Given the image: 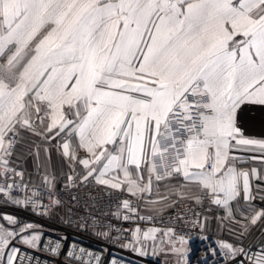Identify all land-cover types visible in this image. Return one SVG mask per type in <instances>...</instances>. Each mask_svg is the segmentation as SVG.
I'll use <instances>...</instances> for the list:
<instances>
[{"label": "snow or ice", "instance_id": "6c2138e0", "mask_svg": "<svg viewBox=\"0 0 264 264\" xmlns=\"http://www.w3.org/2000/svg\"><path fill=\"white\" fill-rule=\"evenodd\" d=\"M245 104L264 106V0H0V193L17 205L34 204L39 195L35 186L31 196L9 195L29 190L12 160L21 130L44 140L63 133L57 150L71 169L68 186L91 178L139 200L152 193L153 180L182 177L165 186V195L157 186L159 199L207 198L225 210L221 219L239 225L229 228L237 243L218 242L226 260L264 264V244L242 243L254 227L264 228V168L241 167L246 161L233 154L256 152L247 159L264 164V138L245 137L237 125ZM177 116L175 132L183 137L171 131ZM162 129L169 130L164 139L172 142L175 163L160 173L154 158L168 150L157 139ZM53 180L43 177L48 192ZM190 186L198 194L183 191ZM120 207L137 211L128 199ZM0 219L19 224L12 215ZM38 229L0 224V264L30 261L16 244L38 249ZM131 235L121 247L140 255L148 241L154 249L168 244L180 257L187 252L188 238H174L172 228L137 227ZM60 247L57 240L51 251Z\"/></svg>", "mask_w": 264, "mask_h": 264}, {"label": "built area", "instance_id": "2783aa9c", "mask_svg": "<svg viewBox=\"0 0 264 264\" xmlns=\"http://www.w3.org/2000/svg\"><path fill=\"white\" fill-rule=\"evenodd\" d=\"M189 97V100H193ZM181 124V117L177 116L172 122V133L177 137L186 134L175 132ZM164 135L158 136L160 148H167L166 152L158 154L154 160L157 164V172L163 173L164 170H171L175 163V150L170 147L171 141L164 139L169 130H163ZM18 145V144H17ZM16 145V148H17ZM179 147V145H177ZM16 171L23 172V182L29 185L27 193L18 189H12L9 193L12 197L23 198L25 194L31 196L32 188L38 190L39 195L32 197L34 204L17 205L4 193H0L3 201H0V216L4 214L12 215L17 218V226L8 225L6 221L0 219L4 226L13 228L24 223H32L39 226L42 232V240L38 249H31L25 245L17 243L22 253L31 257L25 264H97L94 259L99 256V264H111L115 258L118 264H165L147 255H140L133 251L131 247L124 248L121 245L132 241L131 232L139 227L147 230L151 227L159 229L172 228L174 238L184 236L188 238L190 247L196 244L198 247L192 257L186 255L184 264H231L226 260L218 247L221 241L216 235L209 233L204 228V218L211 213L215 207L207 198L202 203L197 204L195 200H179L171 209L159 213H148L140 208V199L131 196L129 193L118 190L108 189L106 186L97 185L89 180L87 183L76 181L75 186H68V180L58 188H53L52 192L46 190V186L30 182L26 179L25 170L13 163ZM20 180L19 177H13ZM0 179V183H2ZM58 199L59 204L53 205V199ZM128 199L137 208L136 213H129L120 207V202ZM259 203V201H257ZM63 208V212L59 209ZM119 211V216L116 213ZM54 216H50L51 214ZM129 215V220H124L123 216ZM152 217L143 219L140 217ZM261 229V239L255 245L264 244V228ZM108 233L107 236L102 233ZM31 234L29 232L24 235ZM162 233L157 234L159 240ZM167 239V238H165ZM59 240L61 247L56 253L51 251L55 247V241ZM52 241L51 244L48 242ZM47 245V248L45 247ZM137 246V245H135ZM83 249L82 253L80 250ZM73 251V257L68 256V252ZM215 252V254H214ZM91 253L92 256H89Z\"/></svg>", "mask_w": 264, "mask_h": 264}, {"label": "crops", "instance_id": "0c3cea01", "mask_svg": "<svg viewBox=\"0 0 264 264\" xmlns=\"http://www.w3.org/2000/svg\"><path fill=\"white\" fill-rule=\"evenodd\" d=\"M237 125L245 137L264 138V106L250 104L242 105L240 110H238ZM21 136L23 137L22 141L32 147L31 154L23 160L25 164L24 169L27 171L29 181L37 184L41 182L43 183V177L46 174H50L54 177L53 187L65 183L68 176L71 174V169L67 159L62 155V150H57V145L63 142L62 137L64 134L62 133L61 136L52 140H44L42 137L33 135L29 131L21 130ZM45 149H47V152H45ZM37 152L39 153V158H37ZM233 154L243 157L246 161L240 165L241 167H256L257 169L264 168V164H262L260 160L250 161L247 159L252 155L259 156V153L235 151ZM85 155L86 153L83 150L78 153V156L80 157ZM31 170L33 172H31ZM76 172L83 174L82 166L76 165ZM168 181V179L159 182L153 180V190L150 194V201H153V203H156L158 206L161 204L162 208L171 209L175 205L172 201L177 200V198L175 196H169L167 201H163L160 200L156 194L157 186H159V192L161 195L167 194L165 186H170ZM256 183L259 182L257 181ZM183 191H185V189H183ZM225 215V210L215 205L213 211L207 214L204 218V228L206 231L216 235L223 241L237 243L235 236L229 232V228L238 229L239 225L231 223L228 219H221L225 217ZM236 219L240 220L241 217L236 216ZM259 226L260 225H257L252 229L250 234L242 241L243 244L255 245L260 241L258 239V236L261 234ZM187 243L189 246L186 255H188L191 250L190 243Z\"/></svg>", "mask_w": 264, "mask_h": 264}, {"label": "trees", "instance_id": "16d2710c", "mask_svg": "<svg viewBox=\"0 0 264 264\" xmlns=\"http://www.w3.org/2000/svg\"><path fill=\"white\" fill-rule=\"evenodd\" d=\"M31 148L32 147L30 145H28L27 143H25L23 141L21 143H18L17 148L15 150L16 154L12 157L14 164L24 168L25 164H24L23 160H25L26 157H28V155L31 154V152H32ZM31 172H33V171L31 170ZM81 175H83V174H81ZM25 176H26V179L29 181L26 170H25ZM67 180H68V178H67ZM67 180H66V182H67ZM168 180H169L168 182L170 183V186L175 185V184L178 185L179 182H181V183L183 182L182 178H179V179L169 178ZM65 183H63V184H65ZM39 184H43V183L41 182ZM60 186L53 187V188H58ZM185 192H188L189 195H192L193 193H197V189L195 188V186H190L189 188H185ZM182 200H184V199H182ZM188 200H194V199H188ZM0 201H3V198L1 196H0ZM146 201H150V194L146 193V194H144L143 198L140 199V208L142 211H145L148 213H159V212L169 210L167 208H162L161 204L158 206L156 203H147ZM176 201L178 202L179 200H176ZM177 202H175V204ZM59 211L63 212V208L59 209ZM54 214H56V213H53L50 216L53 217ZM260 227L261 226H259V230L261 231ZM258 239L259 240L261 239V234L258 236Z\"/></svg>", "mask_w": 264, "mask_h": 264}, {"label": "rangeland", "instance_id": "374dc122", "mask_svg": "<svg viewBox=\"0 0 264 264\" xmlns=\"http://www.w3.org/2000/svg\"><path fill=\"white\" fill-rule=\"evenodd\" d=\"M0 224L1 221H0ZM144 231V230H143ZM157 245H159V240L156 242ZM179 246V245H177ZM188 243L185 245V247L188 249ZM136 247H140L139 244H137ZM145 255L150 256L154 259H157L165 264H178V260L181 262V264H184L186 254L183 257L178 256L177 254L170 251V246L168 244H164L162 246H157L155 249L153 248V242L148 241L146 242V245L144 247ZM187 253V252H186Z\"/></svg>", "mask_w": 264, "mask_h": 264}, {"label": "water", "instance_id": "95a60500", "mask_svg": "<svg viewBox=\"0 0 264 264\" xmlns=\"http://www.w3.org/2000/svg\"><path fill=\"white\" fill-rule=\"evenodd\" d=\"M197 247H198V246H197L196 244L192 247V249L190 250V253H189V256H190V257H192V255H194L195 250H196Z\"/></svg>", "mask_w": 264, "mask_h": 264}]
</instances>
